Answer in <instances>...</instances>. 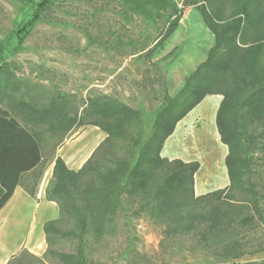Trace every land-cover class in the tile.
<instances>
[{
	"label": "trees",
	"instance_id": "16d2710c",
	"mask_svg": "<svg viewBox=\"0 0 264 264\" xmlns=\"http://www.w3.org/2000/svg\"><path fill=\"white\" fill-rule=\"evenodd\" d=\"M54 1L35 4L15 30L13 51L21 49L27 34L51 10ZM182 6L200 9L214 44L206 60L185 77L180 90L173 96L163 95V105L149 125L139 109L106 95L89 98L81 108L53 100L40 110L52 122V129L64 134L81 125L97 126L106 133V139L76 171L55 158L45 197L58 205L60 217L43 226L47 244L44 254L50 253L60 264H91L92 248L116 232V221L126 202L137 203L139 212L163 218L172 233L196 231L205 245L219 250L220 262L214 264H240L227 260L263 250H247V240L239 236V230L253 224V215L239 217L238 207L211 204V194L194 196L197 161L168 160L160 151L176 123L205 96L221 95L216 126L220 142L227 147L224 163L228 189L248 194L250 208L264 222V199L262 206L257 188L264 181V0H183ZM182 14L179 9L170 12L166 30L160 31L144 57L152 55ZM3 60L2 54L0 98L16 90L17 84L12 64ZM110 141L121 142L122 156L114 154ZM41 156L34 132L0 107V209L21 174L42 163ZM24 188L35 194V186ZM222 192L212 193L217 198ZM62 241L70 243V251L53 248ZM21 252L6 264H29L20 259ZM245 264H264V259Z\"/></svg>",
	"mask_w": 264,
	"mask_h": 264
},
{
	"label": "rangeland",
	"instance_id": "374dc122",
	"mask_svg": "<svg viewBox=\"0 0 264 264\" xmlns=\"http://www.w3.org/2000/svg\"><path fill=\"white\" fill-rule=\"evenodd\" d=\"M38 1L0 0V56L3 54V61L12 64L10 69L17 83L16 90L2 95L0 107L13 113L39 140L43 160L26 183L33 187L40 185L44 176L51 177L55 158H61L55 155L57 142L76 134V130L64 134L52 129V122L40 111L42 108L53 100L67 101L81 108L89 98L106 95L139 109L149 125L163 105V95H175L185 77L206 60L214 44L213 33L200 9L183 8V0H55L51 10L27 34L21 49L13 51L15 30L26 21ZM174 9L182 10L180 20L152 55L144 57L160 31L166 30ZM226 11L225 14L228 8ZM188 113L176 130L171 150L181 159H197L201 164L196 171H199L196 187L193 183L194 196L211 194V204L238 207L239 217L253 215V224L239 230V236L247 240V250L263 247L260 252L227 261L245 264L264 259V222L250 208L248 194L228 189V184L212 177L209 178L212 182L206 184L209 163L220 159L216 151L210 154V148H215L217 142L199 141L196 129L206 114L192 117V111ZM114 144L111 147L114 154L122 156L121 142L114 141ZM219 147L225 149L223 145ZM257 188L263 206L264 181ZM219 190L223 192L215 198L212 192ZM129 204L125 203L116 221V232L92 248L91 264L220 262L219 250L205 245L196 231L172 233L163 218L137 211L135 202ZM61 218L69 220L65 216ZM46 248V241L40 255L23 248L20 259L29 264H60L50 253L44 254ZM53 248L67 252L71 245L62 241ZM2 261L0 257V264Z\"/></svg>",
	"mask_w": 264,
	"mask_h": 264
},
{
	"label": "crops",
	"instance_id": "0c3cea01",
	"mask_svg": "<svg viewBox=\"0 0 264 264\" xmlns=\"http://www.w3.org/2000/svg\"><path fill=\"white\" fill-rule=\"evenodd\" d=\"M220 100L221 95H207L191 110L192 117L202 113L206 114L204 122L201 123L200 128L196 129L199 141L208 139L209 141L217 142L213 143L215 148H212V150L210 148V154L216 151L215 153L218 154L220 159L218 161L212 159L213 161L209 163L206 169L207 174L205 175L206 184L212 182L209 180L211 177L217 179L220 183L229 184L224 163L227 147L220 142L216 126V112ZM202 102H204V105ZM201 103L202 106L200 105ZM181 120L176 123L172 134L164 141L160 155L168 160L180 159L188 162L192 160L181 159L174 154L175 151L171 150L173 145H175L173 141H175L176 130L179 124H181ZM74 133H76L74 136L66 137L64 141L57 142L55 155L60 156L69 169L76 171L95 148L105 140L106 133L93 125L80 126ZM219 145L225 146V149L220 147L221 151H219ZM176 146L177 150L180 149L179 145ZM41 160H43L42 156ZM195 161L198 162L197 159ZM199 165L201 168L200 163ZM39 167L40 165L36 166L33 170L21 174L19 183L15 186L12 195L0 209V257L3 258L2 264H6L11 256L16 255L23 248H27L29 252L35 255H40L45 249L44 224L60 217L58 205L54 201L47 200L45 197V188L50 177H43L40 185H36L33 196L24 188L31 174L34 173L32 171L37 170ZM197 174H199V171L194 176L195 187ZM36 183L39 184V181ZM203 185L205 184L203 183ZM26 186L29 187L31 184Z\"/></svg>",
	"mask_w": 264,
	"mask_h": 264
},
{
	"label": "bare ground",
	"instance_id": "6f19581e",
	"mask_svg": "<svg viewBox=\"0 0 264 264\" xmlns=\"http://www.w3.org/2000/svg\"><path fill=\"white\" fill-rule=\"evenodd\" d=\"M218 146V145H217ZM218 150L221 151L220 147H218Z\"/></svg>",
	"mask_w": 264,
	"mask_h": 264
}]
</instances>
